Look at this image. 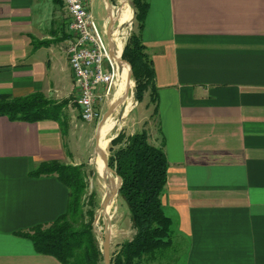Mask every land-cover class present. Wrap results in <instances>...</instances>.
I'll return each mask as SVG.
<instances>
[{
    "label": "crops",
    "instance_id": "1",
    "mask_svg": "<svg viewBox=\"0 0 264 264\" xmlns=\"http://www.w3.org/2000/svg\"><path fill=\"white\" fill-rule=\"evenodd\" d=\"M149 4L142 39L154 63L156 102L146 92L131 132L121 131L146 129L163 148L162 204L173 232L171 246L141 264H264V0ZM69 22L63 0H0V95L69 100L70 125L64 135L56 121L0 116V264H61L18 234L67 210L68 188L56 175H33L39 165L85 164L71 131Z\"/></svg>",
    "mask_w": 264,
    "mask_h": 264
},
{
    "label": "trees",
    "instance_id": "2",
    "mask_svg": "<svg viewBox=\"0 0 264 264\" xmlns=\"http://www.w3.org/2000/svg\"><path fill=\"white\" fill-rule=\"evenodd\" d=\"M131 4L138 29L131 33L122 59L132 68L138 102L148 91L151 92V101L156 102L154 63L142 39L149 0H132ZM124 64L129 69L128 64ZM68 104L69 100L54 101L41 92L23 97L0 95V116L29 123L56 121L67 135L70 129ZM108 162L116 177L122 180L120 196L129 209L136 230L132 240L120 245L112 257V264H141L145 258L155 256L172 244L173 222L162 204L168 179V159L163 148L150 143L148 131L143 129L130 136L121 131L113 138ZM84 168V164L69 165L53 160L43 162L32 173L35 176H57L69 190L67 210L52 224L18 235L29 239L37 253L53 256L61 264H104L94 226L99 202L95 192L86 197L88 183Z\"/></svg>",
    "mask_w": 264,
    "mask_h": 264
},
{
    "label": "rangeland",
    "instance_id": "3",
    "mask_svg": "<svg viewBox=\"0 0 264 264\" xmlns=\"http://www.w3.org/2000/svg\"><path fill=\"white\" fill-rule=\"evenodd\" d=\"M107 1H109L112 5H114L117 10H118V7L121 6L120 0H107ZM126 1L127 3H129V5L132 7V10L134 11V8L131 4L132 0H126ZM111 10H113V7ZM91 13L98 27L100 28L101 31H103L105 19L106 17H108V10L106 9L103 0H93L92 1ZM115 26H117V22L115 23ZM137 29L138 27H137V22L135 20V13H134L131 24H129L126 27L127 31H126V36H125V45L131 33L137 32ZM132 81H133V86L130 88V93L128 94V97L132 99L134 103L133 107L127 114H125L126 107L124 106V104H120L114 110L111 117L106 121V122L108 121L109 122L107 124L105 122L101 128L103 129L110 125L113 126L112 130L108 131L105 134L107 135V138L109 140L104 150L106 154L108 155V157L110 156V147H111V141H112L110 139L116 134L118 135L121 132V130H126L127 133L131 132L133 128L134 116L139 115V113L144 110L145 102H146L144 98L148 99L149 97V95L146 94L143 100L141 102H138L137 93H136V81L133 78H132ZM116 88L114 91L115 92L114 96L116 100L123 98L125 94L122 97L117 98L118 90ZM135 93H136V96H135ZM71 97H72L71 98L72 102L70 104V109H71L70 114H74V119H73V122L71 123V131L73 133V136H76L73 146H74L75 151H79L80 158L85 163L84 169L86 171V175H87L86 179L88 183L86 197H88L92 192L96 193V198H97V201L99 202V206L96 209L97 219L94 225L95 231L98 236L100 247L102 249L103 238H104L106 229L108 227V230L110 232V253H111V257H113L115 253L120 249L121 243L127 239H130L134 235V229L132 227L131 220H130L131 218L130 212H129V209L126 203L122 199V197L118 195L110 201V203L113 201V210H112L111 215H109L108 217H105L101 214L102 211L104 210V209H101V204L103 203L104 198L107 195H109L113 189L117 187V185L114 188H109L107 186V179H105L103 176L99 174L96 168V164H95V160L99 156L98 155L99 153L97 152V148H96V144H97L96 136H97L99 122L101 121V119L97 121H93V122L85 121L82 117L81 110L79 109L77 105L78 95H77L76 88ZM138 103H139V107H137ZM109 108L110 106L108 105L104 107L103 115L107 112ZM85 201L87 202V198H85ZM170 251L171 249L167 250V252H170Z\"/></svg>",
    "mask_w": 264,
    "mask_h": 264
},
{
    "label": "built area",
    "instance_id": "4",
    "mask_svg": "<svg viewBox=\"0 0 264 264\" xmlns=\"http://www.w3.org/2000/svg\"><path fill=\"white\" fill-rule=\"evenodd\" d=\"M63 2L70 15L71 37L67 53L77 90V102L85 121H97L102 118V106L114 95L119 80L117 49L115 44L113 48L110 46L107 31H101L95 22L90 0Z\"/></svg>",
    "mask_w": 264,
    "mask_h": 264
},
{
    "label": "bare ground",
    "instance_id": "5",
    "mask_svg": "<svg viewBox=\"0 0 264 264\" xmlns=\"http://www.w3.org/2000/svg\"><path fill=\"white\" fill-rule=\"evenodd\" d=\"M122 3H123L122 4L123 6L121 8L119 6L118 10L116 8H113V10H111V12L113 14V17H112L113 21L115 23L117 22V26L114 25L115 27L113 28V31H112V37H113V41H114V44H115L116 49H117V54H118L117 60H118V62H119V58H120L122 51L124 49V46H125V36H126V31H127L126 27L129 24H131V21L133 20L132 7L129 5V3H127L126 0H122ZM119 68H120V74H119V80L117 82L118 87L116 86L117 90H118L117 98H120L125 94L126 88L128 86H130V88L133 86V81H131L130 85L128 84V80H127L128 72H129L128 67L124 63L119 62ZM133 105H134V103H133L132 99L130 97H128L126 99V101L124 102V106L126 107L125 108V114H127L131 110ZM108 122H106V124ZM112 128H113V126L110 125V126H107L106 128H103L100 130L99 147L103 150H105V148L108 144V141H109L107 138V135H105V134L108 131L112 130ZM98 155H99L98 158L95 160L97 171L99 172V174L101 176H103L105 179H107V186L109 188H114L118 184V178L116 177L115 174H113L112 172H110L109 170L106 169V166H105V163H104L102 157L100 156V154H98ZM104 186H106V185H104ZM112 210H113V201L111 203H109L107 209L103 210L101 214L105 217H108L109 215H111Z\"/></svg>",
    "mask_w": 264,
    "mask_h": 264
},
{
    "label": "water",
    "instance_id": "6",
    "mask_svg": "<svg viewBox=\"0 0 264 264\" xmlns=\"http://www.w3.org/2000/svg\"><path fill=\"white\" fill-rule=\"evenodd\" d=\"M109 5H110V7L108 8V16H109L110 20H109V31H107V36H108V39H109V42H110V46L113 48L114 47V43H113V40H112V27L114 26L115 22L112 19V17H113V14L111 12L112 6H111V4H109ZM112 54H114L113 51H112ZM119 62L127 63L129 65V72H128V78H127V80H128V84L130 85V83L132 81V76H133V74H132V68H131V66H130V64L128 62H126L125 60L122 59V55H121V59H119ZM129 93H130V86H128L126 88V93H125V95H124L123 98L117 99V100H115L116 102H113L111 104L110 108L102 116L101 121L99 122L97 136H96V143H97L96 144V148H97V152L102 157V159H103V161L105 163L106 169L109 170L110 172H112L113 174H115V171L112 170L109 167L108 155L106 154V152L103 149H101L99 147L100 129L103 126V124L111 117V115L114 112V110L120 104H124V102L128 98V94ZM135 96H136V93H135ZM117 178H118L117 187L115 189H113L112 192L104 198L103 203L101 204V209L106 210L107 207H108V205H109V203H110V201L112 199H114L116 196L120 195V188H121V185H122V180H121L120 177H117ZM96 219H97V215L95 216V222H96ZM95 222H94V225H95ZM102 253H103V257H104V264H112V257H111V253H110V232L108 230V227L106 229V232H105V235H104V238H103Z\"/></svg>",
    "mask_w": 264,
    "mask_h": 264
}]
</instances>
